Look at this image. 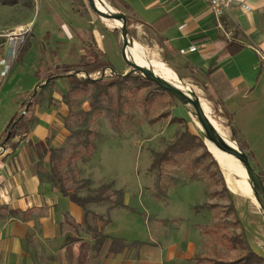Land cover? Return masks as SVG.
<instances>
[{
    "label": "rangeland",
    "instance_id": "rangeland-1",
    "mask_svg": "<svg viewBox=\"0 0 264 264\" xmlns=\"http://www.w3.org/2000/svg\"><path fill=\"white\" fill-rule=\"evenodd\" d=\"M105 1L113 7L120 5L117 0ZM32 4L27 0L15 4L0 0V33L26 30L28 34L24 52L1 84L12 101L2 106L0 129L6 122L4 127H7L11 117L21 112L19 101L23 97L27 100L38 85V79L47 78L48 73L59 70L63 64H75L80 59L94 58L96 53L104 52L116 73L127 74L131 70L122 57L123 37L118 20L101 17L90 8L88 0H33ZM115 8L126 13L122 6ZM78 10L88 18L78 14ZM72 32L78 35L79 44L67 46L74 36ZM129 34L131 41L141 45L149 68L152 63L169 68L170 76H162L168 80H182L169 81L180 90L200 97L203 105L207 104V113L216 122L215 127L230 138L228 121L222 111L192 78L172 68L156 34L135 21H132ZM66 47L71 52L68 60L65 59ZM135 54L136 61L143 63V56ZM80 55L85 57L80 58ZM35 65H38V74L34 73ZM109 69L104 81L113 78ZM53 87H41V107L50 103V92L57 89ZM68 90L61 96L66 106L65 114L60 118L65 136L61 144L54 147L63 149L56 154H60L65 182L70 189L88 195L90 188L114 182L115 188L124 191L125 200L136 210L129 214L138 219V225L144 230L137 236L147 238L158 253L167 247L172 249L169 262L165 264L235 261L246 254L245 244L264 256V213L250 182L251 195L244 194L245 181L250 180L241 162L230 159L233 163L227 168L223 165L224 159L216 156L219 160L216 159L219 163L216 166L214 153L195 162L194 158L204 152L197 147L181 155L177 162L165 164L161 171V186H157V171L152 168L154 151L164 149L185 128L184 122L173 121V118H185L189 129L205 141L199 123L191 118L181 100L155 84L130 83L121 89L114 85L110 94L101 96L99 102L93 98L92 87L83 91ZM118 93L124 96L123 115L119 120L116 117ZM251 163L258 171L256 163ZM189 165L196 173L193 179ZM87 179L91 180L90 185L81 189ZM110 206L108 203L90 204L91 210L104 216L102 220L92 215L91 221L108 224L105 219L111 221ZM182 252L184 254L179 256Z\"/></svg>",
    "mask_w": 264,
    "mask_h": 264
},
{
    "label": "crops",
    "instance_id": "crops-1",
    "mask_svg": "<svg viewBox=\"0 0 264 264\" xmlns=\"http://www.w3.org/2000/svg\"><path fill=\"white\" fill-rule=\"evenodd\" d=\"M117 2L120 5L113 4L115 7H124L126 15L149 29L154 21L164 15L168 14L174 19L175 23L163 32L168 44L166 56L172 68L181 75L192 78L208 98V92L202 84L208 85L212 94H215L208 76L212 69L220 68L214 74L224 73L231 83L226 88L231 87L232 90L226 93L221 103L216 99L210 100L215 102L216 108L227 119L230 136L234 126L254 154L257 166L264 171V0H248L251 5L249 11L239 6L229 9L222 18L224 29L219 26L218 19L203 0ZM78 14L87 17L79 10ZM25 35L26 32L23 45L7 73H4L5 67L1 61L11 58L15 44H11L8 37L0 35V120L3 104L12 101L1 84L28 43V34ZM72 35L71 43L67 46L79 44L78 35L75 32ZM232 41L242 43L245 48L231 55L226 46ZM192 46L196 50L191 51ZM65 52V59L68 60L71 57L70 49L66 47ZM81 57L85 56L80 55ZM68 64L73 63L63 65ZM37 67L38 65L34 67L35 74H38ZM46 79L39 78L38 85L42 83L44 86ZM52 86L57 89H52L50 103L43 107L40 92L38 102L32 108L30 132L20 141L19 146L15 150L3 146L4 151L0 152V264L169 262L172 249L167 247L162 253H158L147 238L137 236L140 230H144L138 225V219L129 214L136 210L128 201L125 200V203L131 208L116 207L111 210V221L108 224L100 221L94 224L91 221L92 214L86 218L80 205L63 195L52 182L41 179L37 174L39 155L36 143L50 139L53 146L59 145L65 136L60 118L65 114L66 106L61 96L68 90L69 82L66 77H62ZM218 89L226 92L221 84ZM24 100L26 97L19 104L22 105ZM6 123L0 129V138L4 134ZM45 165L48 167L49 163L46 162ZM13 210L20 213L14 214ZM87 221L110 237L125 239L130 245L120 249L117 243L108 239L96 248V239L87 229ZM137 241L141 243H134ZM84 243H87L86 252L82 249ZM182 254L184 253L179 256Z\"/></svg>",
    "mask_w": 264,
    "mask_h": 264
},
{
    "label": "trees",
    "instance_id": "trees-1",
    "mask_svg": "<svg viewBox=\"0 0 264 264\" xmlns=\"http://www.w3.org/2000/svg\"><path fill=\"white\" fill-rule=\"evenodd\" d=\"M7 3L15 4L19 0H4ZM27 2L31 3L33 5V0H27ZM91 8V7H90ZM92 9V8H91ZM93 10V9H92ZM82 13V12H81ZM132 18L127 14V27L128 29L132 25ZM175 23L174 19L167 15H164L154 21L150 28L153 30V32L156 34L158 41L161 45V47L164 50V54L166 56L167 50H168V44L167 40L163 36V32L168 29V27L172 26ZM27 46V45H26ZM26 46L22 49L21 54L24 52ZM245 48V46L242 43L239 42H230L226 49L231 55H235L242 51ZM107 68H111L115 70L113 67L112 62L110 61L108 55L104 52L96 53L94 58H83L80 62L76 64H68L64 65L62 68L56 71H52L47 79L46 83L43 86L42 83L37 85L35 89L30 93V96L27 100H24L21 105V112L16 113L11 120L9 121L4 134L0 138V146H5L7 148H11L12 150H15L18 146L21 140L30 132V124H31V112L32 108L36 105L38 102V96L41 92V87H47L52 86L56 84V81L59 78L66 77L70 88L68 91H83V90H89L91 87L94 89L93 98L95 102H99L100 97L103 95H109L110 90L114 85H119V89H121L122 86L126 87L127 85L134 84V85H141V84H155L158 88L163 89L160 87L154 80H151L144 75H142L140 72H128L127 74H121L116 73V71L110 72V76L113 77L111 80L104 81L103 79L105 76H103L104 70ZM220 68L212 69L209 73L208 78L211 81V85L215 89V94H212V91L209 89V86L206 84H202V86L205 88V90L208 92L209 99H216L221 103L224 99V96L226 93L232 90L231 87L226 88V85H231L227 77L224 73L220 74H214L217 70ZM94 73H99L100 78H92L91 75ZM198 80V79H197ZM222 85L224 87L226 92H221L220 89H218L219 85ZM171 94V93H170ZM63 95H65L63 93ZM172 95V94H171ZM173 96V95H172ZM173 98H176L173 96ZM118 104L116 108V117L118 120L122 118L123 115V102L124 96L121 93H118ZM173 121L176 122H184L185 128L178 132L177 137L169 142L164 149L159 151H154V159L152 163V168L157 171V180L158 184L157 186H161V171L165 164H170L178 161V158L183 155L186 152H192L197 147H201L204 149V152L201 154V156H198L194 158L193 161L200 162L204 159L206 155L212 156V152L208 149V146L206 145L204 138L193 133L189 127L187 126V121L183 117H175L173 118ZM229 123H231L229 121ZM115 124L118 126V123L115 122ZM76 133V132H75ZM78 133V131H77ZM232 140H235L239 147L248 154L249 159L251 162H255V156L254 154L249 150L248 144L239 136V133L237 129L232 126ZM87 143V140H85ZM90 146L96 147V144L90 143ZM36 150L39 155V160L37 162L36 171L39 177L41 179L49 180L53 183L57 188L60 189V191L63 193V195L69 197L73 202L80 205L86 214V218L88 215L92 214L95 217H99L100 219H104V216L102 214H97L93 210L90 209V204H102V203H108L111 204L109 210L111 211L113 208L116 207H124V208H131L125 203L124 198V191L122 189L115 188L114 182H105L103 183L99 188L89 189L90 193L88 195H81L79 194V191H74L70 189L66 184V178L63 173L61 164H60V154H56L57 152H62V148H56L51 144V140L47 139L46 141H40L36 143ZM47 158V160H46ZM213 158V157H212ZM58 160V161H57ZM46 162L49 163V166L47 167L45 164ZM213 163L216 166H219L218 161L216 158H213ZM190 171V177L191 179L196 177L195 171H193V166L189 165L187 166ZM256 167L258 168V172L260 173L262 180L264 182V171H262L256 164ZM206 170L209 169L208 166L205 167ZM90 179L85 180V185L81 186L83 188H86L88 185H90ZM159 198L161 196L157 194ZM235 209L236 215L238 217V213L236 210V207L233 206ZM12 213L19 214L20 211L13 210ZM105 222H110V218H106ZM87 229L93 233L94 238L96 239V248L97 245H103L105 241L108 239H112L114 243H117L118 246H120V249H123L130 244L123 238L118 237H110L109 235L105 234L103 231L99 230L96 227H93L91 224L87 221ZM134 243H141L139 241ZM87 245V243H86ZM86 245L83 244L82 249L86 252ZM245 249L247 250L246 254L235 261L230 262H223L220 260H214L216 264H254V263H263L264 264V256L257 253L255 250L249 247L248 244H245ZM83 262V258H82ZM86 264V262L84 263Z\"/></svg>",
    "mask_w": 264,
    "mask_h": 264
},
{
    "label": "water",
    "instance_id": "water-1",
    "mask_svg": "<svg viewBox=\"0 0 264 264\" xmlns=\"http://www.w3.org/2000/svg\"><path fill=\"white\" fill-rule=\"evenodd\" d=\"M88 1L93 11L98 15H100L101 17H104L106 19L122 20V25L120 26L123 37L122 57L125 64L131 67L130 72H140L145 77L154 80L160 87L167 90L169 93H171L173 96H175L182 102L185 101L193 105V107L202 116V123L205 129L204 135L206 139L211 141L218 150L232 155L244 165L250 180L249 182L253 190L258 193L256 194L257 199L259 200L260 204L264 205L262 203L264 198V182L262 180L260 173L251 163L248 154L239 147L238 143L235 140L232 141L227 140L224 136H222V134L217 129L214 128V126L210 122L209 115L205 110L202 101L200 100V97L192 96L189 93H186L180 90L179 88L173 86L172 84H169L168 82L163 80L160 76H158L149 67H145L135 61L128 60L127 52L130 45V40H129V29L127 27L126 13L122 11H117L116 13H108L100 10L95 4V0H88ZM111 70L115 72V70L113 69ZM206 139H205V143L206 145H208Z\"/></svg>",
    "mask_w": 264,
    "mask_h": 264
},
{
    "label": "bare ground",
    "instance_id": "bare-ground-1",
    "mask_svg": "<svg viewBox=\"0 0 264 264\" xmlns=\"http://www.w3.org/2000/svg\"><path fill=\"white\" fill-rule=\"evenodd\" d=\"M95 4H96V6L100 9V10H102V11H105V12H108V13H116L117 12V9L115 8V7H113V6H111V5H108L107 3H106V1L105 0H95ZM118 22H119V24H120V26L122 25V20H118ZM129 40H130V45H129V48H128V52H127V56H128V58H129V60L130 61H135V62H137V63H139L140 65H143V66H145V67H149L148 65H147V61H146V56H145V54H144V52H143V50L141 49V45L137 42V41H131V36H130V34H129ZM135 52L139 55V56H143V63H140V62H138V61H136V58H137V55L135 54ZM158 76H160L163 80H165L166 82H168L169 84H172L173 86H175L171 81H169V80H172V81H182V80H180V79H166L167 77H169L170 76V73H171V71H170V69L169 68H167V67H165V66H162L161 64H153L152 63V66L150 67ZM160 73V74H158V73ZM165 76V77H163V76ZM175 81V82H176ZM176 87V86H175ZM184 105H185V107H186V110L188 111V114L191 116V118L194 120V121H197L198 123H199V125H200V127H201V129H202V131L203 132H205V129H204V126H203V123H202V116H201V114L193 107V105H191L190 103H188V102H182ZM204 106V108H205V110L206 111H208L209 109H208V107H206V105L204 104L203 105ZM209 119H210V122H211V124L214 126V128L215 129H217L215 126H216V122L214 121V119L213 118H211V117H209ZM218 130V129H217ZM220 132V131H219ZM221 134H222V136H224L227 140H230V141H232V139H231V137L230 138H227L226 136V134H224L223 132H220ZM205 139H206V137H205ZM206 141H207V146H209L210 147V149H209V147H208V149L212 152V154L213 155H215L214 157L216 158V156H218V157H221V158H223L224 160H223V165H225L227 168H230L229 166V164L230 163H233L232 161H230V159H234L235 161H239V160H237L235 157H233L232 155H230V154H227V153H225V152H223V151H220V150H218L215 146H214V144L211 142V141H209V140H207L206 139ZM217 159V158H216ZM218 160V159H217ZM219 161V160H218ZM239 163V162H238ZM243 165V164H242ZM244 166V165H243ZM245 168V167H244ZM243 169V168H242ZM245 171H246V169H245ZM244 172V171H243ZM246 174H247V172H246ZM247 176H248V174H247ZM248 178V177H247ZM246 182V185H247V188L246 189H244V194L245 195H251V190H250V188L252 189V191L254 192V193H256V194H258L256 191H254L253 190V188H252V186L250 185V188H249V181H245ZM255 200V198H253V201ZM256 202H257V200H256ZM258 203V202H257ZM263 204H264V198H263V202H262ZM258 206H259V204H258ZM260 210L264 213V205H262V204H260Z\"/></svg>",
    "mask_w": 264,
    "mask_h": 264
},
{
    "label": "built area",
    "instance_id": "built-area-1",
    "mask_svg": "<svg viewBox=\"0 0 264 264\" xmlns=\"http://www.w3.org/2000/svg\"><path fill=\"white\" fill-rule=\"evenodd\" d=\"M203 1L208 3L212 12L214 13V15L216 16V18L219 21V26L223 29H224V24L222 22V18L225 16V14L227 13V11L229 9L236 7V6H239L244 10H247V11L251 10V5L248 2V0H203ZM25 32H27V31L19 30L18 32L13 31L12 33L0 34L2 36L8 37L9 40L11 41V44H15V47H14V45L12 47L13 50L11 53V58L10 59H3L1 61V63L5 67L4 73H7L9 71L14 59L16 58V56L19 52V49L22 47L23 42H24V33ZM226 35L229 36L228 33H226ZM190 50L194 51V50H196V47L192 46L190 48ZM108 70H110V69L107 68L106 70H104L103 76H105V74L108 73ZM93 75H94V78H96L100 74L94 73ZM2 151H4V147L0 146V152H2Z\"/></svg>",
    "mask_w": 264,
    "mask_h": 264
}]
</instances>
